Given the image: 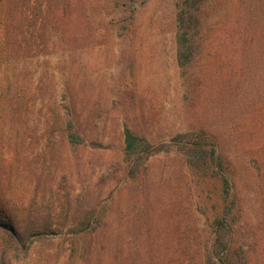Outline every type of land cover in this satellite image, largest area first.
Returning <instances> with one entry per match:
<instances>
[{
	"label": "rangeland",
	"instance_id": "rangeland-1",
	"mask_svg": "<svg viewBox=\"0 0 264 264\" xmlns=\"http://www.w3.org/2000/svg\"><path fill=\"white\" fill-rule=\"evenodd\" d=\"M13 1L22 20L47 3L37 31L51 32L27 73L28 107L0 110V213L31 241L17 264H214L219 172L190 166L173 142L201 130L232 162L228 220L264 238V0H243L252 15L235 24L225 3L204 0L194 21L201 36L221 26L214 52L184 67L180 0ZM125 128L163 144L135 177ZM250 145L258 161L246 156ZM88 217L93 228L75 233Z\"/></svg>",
	"mask_w": 264,
	"mask_h": 264
},
{
	"label": "trees",
	"instance_id": "trees-1",
	"mask_svg": "<svg viewBox=\"0 0 264 264\" xmlns=\"http://www.w3.org/2000/svg\"><path fill=\"white\" fill-rule=\"evenodd\" d=\"M203 1L180 0L179 3L176 58L178 64L183 67L191 63L190 61L203 57L206 50L209 51L207 56H211L214 52L211 47H214L215 36L219 31L217 27L221 26H213L207 30L206 35L201 36L198 28L199 20L194 21L198 15L199 5ZM216 1L221 5L225 3L232 12L234 11L236 17L234 24L241 23L243 18L252 15L249 10L243 11L245 9L243 0ZM60 2L63 3L62 0H59ZM13 3V0H0V110H7L10 114L17 107H28L26 97L30 95L29 91L33 90L30 86L31 78L27 73L30 72V65L38 59V54L40 55V52L46 48L51 37V32H47L46 28L43 32L37 31L38 28H44L46 25L45 12L49 8L47 3L37 5L38 13L32 17L23 16V20L17 18ZM205 75V72L200 74L202 80ZM201 131L194 136L178 133L173 136V142L184 151L183 157L190 166L201 168L209 164L219 172L223 207L219 232L208 249V260L214 264H264V238L261 236L258 238V235L249 237L251 234L254 235L255 231L252 228L243 230L245 229L243 226L228 220L237 206V195L233 186L234 170L230 167L232 162L218 151L216 136L212 132ZM73 136H75L74 132H68L67 137L73 138ZM124 142L125 152L130 159L128 171L131 177H135L139 165L144 160L163 146V144L159 147L153 146L129 128L124 130ZM250 148L251 145L244 147L246 156L258 161L257 151ZM92 221L90 217L86 218V221L75 229V233L92 229ZM17 225L10 214L0 213V264H17L29 256L31 241L27 227L21 230ZM238 226L243 230L242 238L235 237V229ZM256 249L261 250L262 259L260 255L252 260L251 251Z\"/></svg>",
	"mask_w": 264,
	"mask_h": 264
}]
</instances>
